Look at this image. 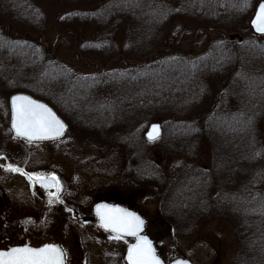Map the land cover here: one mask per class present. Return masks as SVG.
<instances>
[{
	"label": "trees",
	"instance_id": "obj_1",
	"mask_svg": "<svg viewBox=\"0 0 264 264\" xmlns=\"http://www.w3.org/2000/svg\"><path fill=\"white\" fill-rule=\"evenodd\" d=\"M259 1L0 0V97L28 92L77 145H110L115 173L150 187L175 236L217 215L234 228L236 264H264V37L249 26ZM50 25L97 73L47 46ZM185 37L206 49L184 55ZM154 121L164 134L150 142ZM156 146L179 157L168 176L149 157ZM205 147L210 168L199 167Z\"/></svg>",
	"mask_w": 264,
	"mask_h": 264
},
{
	"label": "rangeland",
	"instance_id": "obj_2",
	"mask_svg": "<svg viewBox=\"0 0 264 264\" xmlns=\"http://www.w3.org/2000/svg\"><path fill=\"white\" fill-rule=\"evenodd\" d=\"M49 29L43 40L66 65L88 74L97 73L99 65H85L76 48L61 44L55 28L50 25ZM176 48L189 57L206 49L190 37H185ZM10 114L9 99L0 97V153L7 152L5 157L0 155V227H8L10 232L17 227L25 240L35 246L60 244L68 264H127L126 248L133 239H116L117 234L104 229L96 220L94 205L105 201L144 217L145 234L154 241L166 264L177 258L194 264H236L238 242L227 220L211 215L200 221L193 235L177 237L160 218L158 198L148 190L150 187H131L115 173L110 145L95 140L77 145L71 136L35 143L20 140L12 133ZM8 157L19 159L21 165L15 166ZM149 157L162 166L167 176L179 159L157 146L150 150ZM198 162L201 168L211 167L210 148L205 147ZM9 165L22 171H12ZM32 176H54L59 186L50 191L34 184Z\"/></svg>",
	"mask_w": 264,
	"mask_h": 264
},
{
	"label": "snow or ice",
	"instance_id": "obj_3",
	"mask_svg": "<svg viewBox=\"0 0 264 264\" xmlns=\"http://www.w3.org/2000/svg\"><path fill=\"white\" fill-rule=\"evenodd\" d=\"M253 24L258 32L264 33V4L260 5ZM12 106L14 109L12 127L17 135L32 139L48 134L56 136L62 134L64 124L45 105L37 104L28 97L16 96L12 98ZM158 129V125H153V132H158ZM149 138H155L151 132ZM8 167L12 171H22L12 165ZM37 179L40 177L37 176ZM107 208L106 205H98L97 211ZM101 219L106 229H111L117 234L116 239L122 238L121 234L136 237L137 242L128 249L127 259L130 264H161L154 254L151 241L146 236L139 235L144 221L136 213L125 209H111L107 213H102ZM62 256L63 253L54 245L40 248L25 245L0 250V264H62ZM177 264H185V262H177Z\"/></svg>",
	"mask_w": 264,
	"mask_h": 264
},
{
	"label": "water",
	"instance_id": "obj_4",
	"mask_svg": "<svg viewBox=\"0 0 264 264\" xmlns=\"http://www.w3.org/2000/svg\"><path fill=\"white\" fill-rule=\"evenodd\" d=\"M261 4H264V0H260L255 8V11H254V14L253 16L251 17L250 19V22H249V25H250V28L252 30V32L258 36H264V33H260L256 30L254 24H253V21L255 20L256 18V15L257 13L259 12V7ZM231 39H236V38H239L240 40H242L243 38L239 36V34H235V35H231L230 36ZM16 96H21V97H28L30 98L31 101H35L37 104H43L45 105L48 109L51 110V112L54 114V116L59 120L61 121L63 124H64V129H63V132L61 135L59 136H56L54 134H48V135H45V136H42V137H37V138H32V139H29L28 137H25V136H19L17 135V133L15 132V130L13 129L12 125H13V121H14V109H13V106H12V98L13 97H16ZM18 103H21L20 101H18ZM9 105H10V126H11V129H12V133L14 134V136L18 137V138H21V139H25L27 141H30V142H43V141H55V140H59V139H62L64 138L67 133L69 132V124L67 123V121L56 111V109L51 105L49 104L48 102L28 93V92H17V93H14L13 95L10 96L9 98ZM153 125H158L159 126V129H158V132H153ZM152 133L153 136L155 137L154 139H150L149 138V133ZM164 134V129H163V126L160 122H152L148 125V128L145 132V138L149 141H157L158 139H160ZM32 181L39 185V186H43L45 187L46 189H49V190H54L56 188H58L59 186V182L57 180V178L55 177L54 179V176H45V177H40V179H37V177H33L32 178ZM98 205H106L108 206L107 209H100V211L98 212L97 211V206ZM111 209H125L129 212H134L136 213L143 221V225H142V229L141 231L139 232V235L140 236H146L148 238L149 241H151V244H152V248L154 249V254L155 256L161 261V264H166V262L162 259V257H160L157 253V249L155 247V243L154 241L147 235L145 234V230H146V220L144 219V217L142 215H140L138 212L136 211H133L131 209H127L125 207H123L122 205L120 204H113V203H109V202H105V201H100V202H97L95 205H94V213L97 217V220L98 222L100 223V225L102 227L103 226V221L101 219V214L102 213H107L109 212ZM105 228V227H104ZM106 229V228H105ZM106 230H109V231H112L111 229H106ZM113 232V231H112ZM115 233V232H114ZM122 236H125V237H129V238H133L134 241L128 246L127 248V253H126V261L128 264H130V262L128 261L127 259V255H128V249L131 245L135 244L137 241H136V237L135 236H129V235H126V234H121ZM45 245H54L56 246L62 253H63V256H62V264H66V260H65V254L63 252V249L62 247L59 245V244H55V243H51V244H45ZM43 245V246H45ZM30 247H33V248H40V247H43V246H39V247H36V246H31V245H28ZM16 247H23V246H16ZM12 248V247H11ZM10 249V248H9ZM7 250V249H6ZM177 262H185V264H194L192 261L188 260V259H184V258H177L173 261H171L169 264H177Z\"/></svg>",
	"mask_w": 264,
	"mask_h": 264
},
{
	"label": "flooded vegetation",
	"instance_id": "obj_5",
	"mask_svg": "<svg viewBox=\"0 0 264 264\" xmlns=\"http://www.w3.org/2000/svg\"><path fill=\"white\" fill-rule=\"evenodd\" d=\"M18 160L19 159L14 161L13 159H10L11 163L15 164V166L21 165L20 161ZM73 217L80 218L78 216H73ZM17 229L18 228L16 227L14 229V232H10L8 227H0V250L8 249L14 246L32 244L31 241L25 240L24 234H21ZM66 264H68L67 258H66Z\"/></svg>",
	"mask_w": 264,
	"mask_h": 264
},
{
	"label": "bare ground",
	"instance_id": "obj_6",
	"mask_svg": "<svg viewBox=\"0 0 264 264\" xmlns=\"http://www.w3.org/2000/svg\"><path fill=\"white\" fill-rule=\"evenodd\" d=\"M254 34V33H253ZM231 35H235V34H231ZM230 35V36H231ZM255 36H257V37H264V36H258V35H256V34H254ZM230 36H229V38H230ZM231 39V38H230ZM236 39H239V38H236ZM231 40H233V39H231ZM235 40V39H234ZM240 40V39H239Z\"/></svg>",
	"mask_w": 264,
	"mask_h": 264
}]
</instances>
